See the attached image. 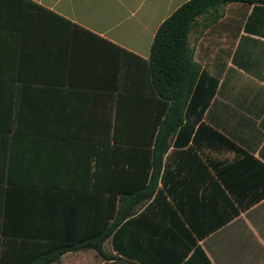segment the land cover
Segmentation results:
<instances>
[{
	"label": "crops",
	"instance_id": "crops-1",
	"mask_svg": "<svg viewBox=\"0 0 264 264\" xmlns=\"http://www.w3.org/2000/svg\"><path fill=\"white\" fill-rule=\"evenodd\" d=\"M188 1L0 0L7 249L101 235L149 185L165 113L148 61ZM189 41L200 73L155 194L105 240L111 259L87 248L51 264H264V0L198 17Z\"/></svg>",
	"mask_w": 264,
	"mask_h": 264
},
{
	"label": "trees",
	"instance_id": "trees-1",
	"mask_svg": "<svg viewBox=\"0 0 264 264\" xmlns=\"http://www.w3.org/2000/svg\"><path fill=\"white\" fill-rule=\"evenodd\" d=\"M238 1L243 0H190L166 19L156 33L148 70L152 78V89L157 97V108L160 107V118L164 113L165 118L157 121L158 132L152 153L153 173L149 185L144 187L145 183H141L140 190L122 196L114 221L101 235L76 244L49 247L22 243L20 247L7 249L5 243L0 241V264L57 263L65 253L87 248L95 249L101 256L111 259V256L104 253L103 243L123 221L132 216L138 205L155 194L163 155L170 146L171 136L183 122L185 107L199 76L200 67L193 59L189 41L192 26L198 17Z\"/></svg>",
	"mask_w": 264,
	"mask_h": 264
}]
</instances>
